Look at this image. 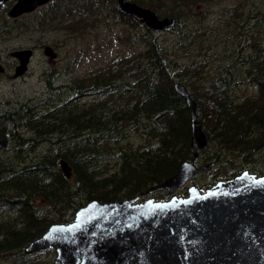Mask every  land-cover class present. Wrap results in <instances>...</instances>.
<instances>
[{
    "label": "rangeland",
    "instance_id": "rangeland-1",
    "mask_svg": "<svg viewBox=\"0 0 264 264\" xmlns=\"http://www.w3.org/2000/svg\"><path fill=\"white\" fill-rule=\"evenodd\" d=\"M141 3L151 9L150 4L156 3L160 16L177 14L184 25L176 26V22L170 29L152 30L149 34L146 24L118 12L115 0H53L26 15L22 23L10 21L0 27V52L6 67H10L7 53L11 49L25 46L31 51L23 76L13 79L10 71L0 75V118L26 102L38 106L27 108L34 115L52 105L70 110L82 117L77 127L100 123L89 111L95 107L112 108L118 114V119L110 125L113 143L106 148L93 138L81 140V133L69 134V130L58 133L56 121L44 120V131L32 123L27 125L29 131L25 129V137L38 136L42 138L40 144H34L36 147L22 144V148H17V140L0 154V175H6V170L12 167L17 170L43 160L52 164L47 173H39L36 183L26 182L30 195L44 194L48 204H39L38 223L31 224L26 216L24 219L18 208L0 211V224L10 229H18L21 223L25 226L20 227L25 232L21 237L12 232L0 234V264H65L57 260L54 248L31 254H27L25 248L50 219L53 223H66L62 219L64 213L71 215L77 206L93 197L87 192H108L114 181L123 176L125 159L136 148L143 147L137 150L139 153L150 152L162 158L165 145L182 141L185 128L178 127L177 123L172 131L163 128V118L156 123L158 132L150 131V136L145 133L146 129L150 130L149 109L153 102L148 98L152 91L168 90L170 80L182 84L195 100L198 120L208 134L206 146L197 149L200 169L172 195L185 196L190 186L204 191L220 179L232 178L244 170L264 174V148L251 150L264 136V83L260 81L264 75V0H142ZM45 46L52 49L53 58L43 53ZM157 46L164 53L160 54V72H153L151 58ZM50 74L54 75L52 84L57 86L53 87V92L48 91L45 80ZM108 80L127 81L135 84V88L111 89L108 93H102L103 89L99 93L96 89L93 94L84 93L77 102L70 100L67 88H81L95 81L103 88ZM249 113L253 115L252 120L246 119ZM100 114L109 117L111 112ZM10 128V123L0 119V131ZM160 132L163 133L159 135ZM146 146H152L153 150ZM183 153L184 150L171 157L176 162L187 156ZM86 154L95 157L86 158ZM70 157L76 166L83 157L86 159L87 174L82 175L79 185L74 179L75 166L69 162L72 166L69 178L60 169L59 160ZM178 162L176 168L183 160ZM61 176L64 179L59 181ZM17 177L25 184L24 175ZM110 177L113 182L108 181ZM12 179L3 177L0 190ZM59 183L62 189L46 193V188ZM152 186L154 184L147 187ZM32 190L40 193L32 194ZM145 191L142 199L165 201L170 198L166 196V188L152 193L149 188ZM133 195H138L136 189L125 187L116 197L123 199Z\"/></svg>",
    "mask_w": 264,
    "mask_h": 264
},
{
    "label": "water",
    "instance_id": "water-1",
    "mask_svg": "<svg viewBox=\"0 0 264 264\" xmlns=\"http://www.w3.org/2000/svg\"><path fill=\"white\" fill-rule=\"evenodd\" d=\"M5 1L0 0V8ZM48 1L16 0L9 15L31 11ZM118 6L153 31L174 24L173 18H159L150 8L133 2L118 0ZM44 51L50 58L55 56L48 46ZM20 54L18 71L22 72L31 51L12 52ZM174 89L189 107L191 138L202 149L208 136L198 120L196 102L182 84L175 83ZM4 139L0 149L8 147ZM195 160L182 162L175 174L149 191L166 188V196L171 195L198 170ZM59 164L69 178L67 162L60 160ZM137 197L109 202L92 199L71 221L49 225L25 252L54 248L57 260L65 264H264V175L244 171L204 192L191 186L188 196L172 195L165 201L148 198L133 203Z\"/></svg>",
    "mask_w": 264,
    "mask_h": 264
},
{
    "label": "trees",
    "instance_id": "trees-1",
    "mask_svg": "<svg viewBox=\"0 0 264 264\" xmlns=\"http://www.w3.org/2000/svg\"><path fill=\"white\" fill-rule=\"evenodd\" d=\"M138 1L141 2L142 0H138ZM155 4L156 3H154L153 5L150 4V6L156 9ZM173 17H175L176 19V22H177L176 26L179 25L180 23L184 25L180 16H178L177 14H173ZM146 30L149 34H152V30H150L149 28H146ZM179 50L182 51V48H179ZM161 53H164V51L161 50L159 46L155 47V53L151 58V61L154 66L152 70L153 72H160V65L162 62V59H161L162 57H160ZM156 65L158 66V71H157ZM141 72H142V69L140 68L139 73ZM260 81L264 83V75L261 77ZM168 84H170V88L168 90L152 91V93L150 94L148 98L149 100H153V102L151 103L150 109H149L148 127L150 130L148 132V130L146 129L145 133L150 136L151 135L150 131L158 132L156 123L158 122L160 118H163L164 125H165L163 126V128H166L172 131V129L175 128L176 123L178 124V127L183 126L185 128L184 129L185 132H183V134L181 135L182 141L175 142L173 144L168 143V145H165L166 150L163 152L162 158H158L157 156L154 157L150 152L139 153L137 152V150L142 149L143 147L136 148L135 151L129 157L125 159L126 163L122 171L123 176L119 180L114 181L113 186L108 190V192L97 191L96 193H99L100 195L93 193L92 191H91L92 193L87 192V194H93L92 195L93 197H90L89 200L98 199L99 201H102V202L118 200L120 198L116 197L117 193L125 187L135 188L137 193H140L143 190L145 191L146 189L149 188L147 186L153 185L173 175L177 170L176 166L179 163L178 161H182V160L184 161V160L190 159L191 150H190L189 145H190V142L192 141H191L189 107L187 106V103L184 97L181 96L174 89V84H175L174 81L170 80V83ZM98 85H99L98 82L95 81V82H88L81 88H76V87L67 88V90L70 91V100L72 102H77L78 98L82 97L84 93L93 94L96 91V89L99 93L101 92V89H103L102 93H108L111 89L117 90V91H125V90H131L132 88H135V84L127 82V81H116L115 83H113V82H110V80H108L103 88ZM150 86H151V83L149 85H146L145 91H148V88ZM50 87H51V83L50 81H47V88H50ZM53 91L54 90H52V92ZM27 107L28 106L25 103L21 107H16V108H13L7 111V114L10 117L18 119L17 121L19 122L21 121V118L25 119L26 126L27 125L31 126V123L33 122L35 123L34 125L36 127H40L39 129L41 131H44L46 129V124L43 123L42 121L53 120V121H56L57 123L58 133L60 130H69V134H75V135H78V133H81L80 135L81 140L85 138H93L97 141L99 145L104 146V148H106L108 145H112L113 143L114 138L112 136V128H110V125H112L118 119V114H117V111L112 108L111 109L110 108L97 109V107L92 108L89 111L91 113H94L95 116L99 118L100 123H98L97 125L93 123L90 127H85V126L77 127L78 119L82 117L77 116L76 114L72 113L70 110H65L63 108H59L56 105H52L47 110H45L44 113L37 114V115L32 114L33 115L32 116V115H29V113L27 112L26 110ZM104 111L111 112V115L109 117L101 116L100 112H104ZM252 116L253 115L249 113L246 119L252 120L253 119ZM163 132H160L159 135ZM60 134L64 135L65 133H60ZM33 137L34 138L28 137L25 140H20V143H25V146L36 147L34 144H38V142L40 141L38 139L40 137L38 136H33ZM64 137H67V136L64 135ZM55 138L58 139V135H56ZM146 147H149L150 149L153 150L152 146H146ZM121 148H126V147L121 146ZM182 150H184L183 154H187V156L180 157V159L175 162L172 159L171 155L178 154ZM64 151H65V148L62 150L61 154ZM64 155L65 154H63V156ZM85 157L94 158L95 156L86 154ZM66 160L70 162L72 166L76 167L74 179L79 185L80 178L82 177V175L87 174V172L84 170L86 159L83 157L82 160L78 162L77 166L75 165L72 157ZM51 165L52 164L49 160H43V162L25 164L22 167H18L17 170H15L14 167L7 169L6 175H0V181H2L3 177H5L6 180L10 179L11 177H13L14 179L5 183L4 187H1L0 205H3L6 208L5 210H11V209L18 207L20 211L23 213V215L27 217V220L31 224L35 225L36 223H38V220H39L38 215H39V209H40L39 204L41 203H45V205H48V204H46V199L44 197V194H37L33 196L30 195V191L27 190L26 182L30 181V182L36 183L37 179L39 178V173L40 172L47 173ZM96 169H98V167H96ZM24 173H25V184L22 180H19L17 177V176L24 175ZM88 173L91 176L89 171ZM59 179H60L59 181H62L64 178L61 176L59 177ZM108 181L113 182L111 177L108 179ZM115 187H117V189ZM62 188H63V185L59 183L58 186L56 185L50 189L46 188V193H48L49 190L51 189L56 191ZM10 189L14 191L8 192ZM21 191H25V193ZM76 192H77V186L75 188V193ZM35 193H40V191L32 190V194H35ZM89 200H87L85 203H87ZM54 201L56 202L57 200L54 199ZM82 205L77 206L74 210L78 209ZM62 219L65 222L70 221L69 215H64ZM50 223L45 225L41 229L43 231L39 233L36 237L41 236L45 232V230L48 228ZM1 225H4V224H1ZM2 227L8 230L9 232H12V234H15V236L21 237L25 235L24 231L22 230L19 231L20 229H7L4 226Z\"/></svg>",
    "mask_w": 264,
    "mask_h": 264
},
{
    "label": "flooded vegetation",
    "instance_id": "flooded-vegetation-1",
    "mask_svg": "<svg viewBox=\"0 0 264 264\" xmlns=\"http://www.w3.org/2000/svg\"><path fill=\"white\" fill-rule=\"evenodd\" d=\"M51 1H53V0H51ZM103 2H105V1H108V0H102ZM124 1H129V2H133V3H136V4H138V5H140L141 6V2L140 1H138V0H124ZM15 2H16V0H6L4 3H3V5L1 6V8H0V14H1V18H0V27L1 28H3L4 26H5V22H12V23H22L23 21H25V16L26 15H28V14H31V13H33L34 11H36L41 5H39V6H37V7H35L33 10H31V11H28V12H25V13H20V14H18V15H15V16H10L9 15V10L11 9V7L15 4ZM48 2H50V1H48ZM47 2V3H48ZM70 2H73V0H70ZM46 4V3H45ZM44 5V4H43ZM115 7H116V9H117V11L118 12H120V13H122V14H124V15H126L128 18H130L131 20L133 19V20H137V21H139L140 23H143V22H141L140 21V19H136V18H134V16L133 15H129V14H127V13H124L120 8H119V6H118V0H115ZM143 7H147V6H143ZM147 8H149V7H147ZM151 9V8H150ZM154 9V8H153ZM153 9H151V10H153ZM155 10V11H154ZM153 11L158 15V17L159 18H164V17H167V16H160L158 13H157V10L156 9H154ZM167 15H168V13H167ZM8 18V19H7ZM168 18H173L174 19V24H173V26L175 25V23H176V19H175V17H173V14H169V16H168ZM143 24H145V23H143ZM151 30V29H150ZM46 47V46H45ZM45 47H43L42 48V50H43V53L45 54V55H47L46 53H45V51H44V48ZM22 50H25V46H23L22 48H19V47H16V48H13V49H11L8 53H7V56H8V58L10 59V67L8 68V67H6L5 65H4V63H3V56H2V53L0 52V75H6V74H8V72L10 71L11 72V78H13V79H16V78H18V77H21V76H23L24 74H25V70L26 69H24L22 72H19L18 71V69H19V67L21 66V64H22V59H23V56L20 54V55H12V52H14V51H22ZM25 58V57H24ZM24 61V60H23ZM28 62H29V58H28V61H27V65H28ZM23 67V66H22ZM53 77H54V75H49V76H47L46 78H45V80L46 81H50V83H51V87L50 88H47L48 89V91L49 92H52V90L54 89L53 87H57L56 85H53L52 84V81H53ZM26 104H27V108H34V109H36L38 106L36 105V104H31V103H29V102H26ZM24 104H20V105H17L16 107H21V106H23ZM15 107V108H16ZM27 110V112L29 113V115H32V113H30L29 111H28V109H26ZM45 112V111H44ZM43 112V113H44ZM40 114H42V113H40ZM33 116V115H32ZM0 119H2L3 120V122H8V123H10L11 124V128L8 130V131H0V140H3L4 139V137L6 136V135H8V138H5L4 140H5V142L8 144V147H7V149L9 148V146H10V143L11 142H15V141H17L18 140V145H17V148H22L23 147V145L22 144H25V143H20V140H25L26 139V137H25V129L26 130H28V128H27V126L25 125V119H23V118H21V121L19 122V121H17L18 119H15V118H13V117H10L8 114H7V112H5L4 114H3V116H2V118H0ZM33 123V122H32ZM33 124H35V123H33ZM21 129V131L22 132H19V130ZM29 131V130H28ZM207 133V132H206ZM207 136H208V134H207ZM28 138V137H27ZM42 138H39L38 140H40L39 142H38V144H40L41 142H42V140H41ZM191 141L192 142H190V150H191V156H190V159H189V161H191V160H193L195 157H196V160H195V162H194V166H195V168L196 169H200L199 168V166H198V164H197V162H198V158H197V149H200V148H197V144H196V142L193 140V139H191ZM259 144H257L256 146H253L252 147V149L251 150H253L254 152H256V151H259V150H261V149H263L264 148V145H261L263 142H264V136H262V137H260L259 138ZM207 142H208V138H207ZM207 144V143H206ZM26 147V146H25ZM7 149H0V154L4 151V150H7ZM203 149V148H202ZM195 154V156H194V154ZM206 160V159H205ZM66 162H67V165L69 166V169L71 168V165L69 164V162L67 161V160H65ZM184 161H188V160H184ZM183 161V162H184ZM59 162H60V160H59ZM206 162V161H205ZM197 164V165H196ZM24 166V165H23ZM20 167H22V166H20ZM60 169H61V166H60ZM178 169V168H177ZM62 170V169H61ZM197 170V171H198ZM196 171V172H197ZM244 171H246V170H244ZM244 171H242V172H244ZM195 172V173H196ZM242 172H240V174L242 173ZM248 172V171H247ZM195 173H194V175H195ZM248 173H250V172H248ZM175 174V173H174ZM240 174H238V175H240ZM251 174H255V173H251ZM238 175H236V176H238ZM256 175V174H255ZM264 175V174H263ZM70 176H71V172H70ZM236 176H233L232 178H226V179H220L219 181H221V180H232L234 177H236ZM256 176H261V175H256ZM24 177H25V173H24ZM11 178H13V177H11ZM218 182V181H217ZM25 187V186H24ZM191 187V186H190ZM190 187L188 188V190H187V194L185 195V196H179V197H186V196H188V194H189V189H190ZM211 188V187H210ZM149 189H150V187H149ZM156 190V189H155ZM199 190V189H198ZM10 191L11 192H13L14 190H12V189H10ZM154 190H152V191H149V192H153ZM200 191V190H199ZM205 191V190H204ZM204 191H200V192H204ZM146 192L147 191H143V192H141L140 194L139 193H137L138 194V197L133 201V203H142L143 201H145L146 199H142L143 197H144V195L146 194ZM174 192V191H173ZM172 192V193H173ZM134 196H136V195H133V196H129V197H126V199H128V198H131V197H134ZM170 196H172V194L171 195H169V196H167V197H170ZM90 201V200H89ZM41 205H44L43 203H41ZM16 206V205H15ZM83 206V205H82ZM18 208V207H17ZM80 208V207H79ZM78 208V209H79ZM0 209L1 210H3V212H4V210L6 209L3 205H0ZM19 209V208H18ZM78 209H76V210H73V214H71V215H69V218H70V221L73 219V217H74V215H75V212L78 210ZM20 210V209H19ZM2 213V212H1ZM0 213V214H1ZM22 213V212H21ZM23 214V213H22ZM64 215H68L67 213H64ZM23 218L25 219V216L23 215ZM50 221H51V223L49 224V225H51L52 223H53V220L52 219H50ZM57 223V222H56ZM67 223V222H66ZM25 224V223H24ZM23 224L21 223V225L19 226V227H16V228H18V229H20V227L22 226ZM2 226H4V227H6L7 229H10V228H8L6 225H1L0 224V234H7V232H9L8 230H6V229H4ZM23 228H25V226H22V229ZM12 229H15V228H12ZM19 231H21V230H19ZM25 253V252H24Z\"/></svg>",
    "mask_w": 264,
    "mask_h": 264
}]
</instances>
